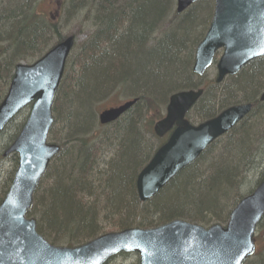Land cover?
<instances>
[{"label":"trees","instance_id":"1","mask_svg":"<svg viewBox=\"0 0 264 264\" xmlns=\"http://www.w3.org/2000/svg\"><path fill=\"white\" fill-rule=\"evenodd\" d=\"M169 1L167 18L181 21L177 29L183 36L176 42L166 41L170 36L166 37L145 50L143 42L152 19L163 12L167 0H132L134 5L127 14L113 22L108 20L100 33L98 23L93 21L96 14L100 20L99 0H0V102L17 65L34 63L65 37L74 36L77 41L86 33V40L67 62V69L72 65L74 70L64 76L55 101L56 122L50 140L61 147V152L50 165L28 214L37 220L39 233L55 246H79L106 233L153 229L176 220L205 227L226 224L248 176L264 173V166L253 159L251 140L257 136L243 133L250 126L259 131L264 116L259 117L256 109L247 122L234 129L238 137L218 140L155 197L145 204L139 201L136 179L159 146L154 126L165 114V108L154 99L195 86L206 91L195 108L204 103L209 109L211 102L213 106L220 104L226 92L250 95L264 83L262 60L242 71L228 88L217 87L210 78L198 85L192 73L194 56L190 58L186 46L197 40L207 22L209 2L186 15H177L176 0ZM85 2L89 18L81 19L78 13ZM120 2L111 0L113 4ZM71 24L74 30L64 35V26ZM132 66L137 71L129 69ZM189 75L194 79L192 84L185 81ZM132 76L136 77L133 93L145 97L132 93V99H138L134 107L117 122L101 126L98 107L92 109V104L107 90L117 89L118 83L125 88ZM213 89L224 97H214ZM222 109L208 111L201 120L212 118ZM21 126H16L14 136ZM148 136L151 140L147 145L144 141ZM76 141L80 145L74 147ZM14 162L16 166V156ZM11 181L0 192V203ZM256 240L252 264H264V233Z\"/></svg>","mask_w":264,"mask_h":264},{"label":"water","instance_id":"2","mask_svg":"<svg viewBox=\"0 0 264 264\" xmlns=\"http://www.w3.org/2000/svg\"><path fill=\"white\" fill-rule=\"evenodd\" d=\"M202 0H177V13ZM212 25L197 49L194 73L203 76L218 49L224 54L217 65L216 83L237 75L253 60L264 56V0H213ZM69 37L32 65H19L7 97L0 105V132L34 101L24 127L5 153L18 154V167L10 189L0 205V264H102L120 253H137L140 264H243L255 253L256 223L264 216V185L246 198L232 213L228 230L216 226L209 231L183 221L150 229H129L107 234L75 248L50 245L36 231V221L27 219L33 194L59 147L47 145L53 124L52 104L66 60L73 48ZM21 74V77L17 76ZM203 95L190 90L173 96L166 116L154 131L158 137L171 132L136 181L142 203L155 197L182 170L196 161L218 137L231 130L251 110L233 107L198 127L186 114ZM264 101V94L262 97ZM129 101L102 112V125L118 120L135 105ZM218 237L224 239L221 242Z\"/></svg>","mask_w":264,"mask_h":264},{"label":"bare ground","instance_id":"3","mask_svg":"<svg viewBox=\"0 0 264 264\" xmlns=\"http://www.w3.org/2000/svg\"><path fill=\"white\" fill-rule=\"evenodd\" d=\"M132 0H121L120 3H111V0H99V2L97 3V8H98V12L100 14V20L99 18L97 17V14H96V17L93 21H96L98 23V26L100 28L99 30V33L101 30H105L106 27H104L103 25H105V23L108 22H113L115 20H117V18L121 17V15H126L127 14V9L129 7H133V2H131ZM204 2H209V4L207 5L208 7V11H209V17L207 19V22L205 21L204 23V26L203 28H201L200 30V33H199V36L197 38V42L194 40L192 42L189 43L187 47V53L190 54V58H192L194 56V61H193V64H192V73L195 75L196 79L198 82H196L198 85H200L201 83H203L204 81L206 80H209V71L211 69H215L217 68V65H218V62L220 60V58L223 56L224 54V48H221V49H218L216 52H215V55L213 57V62H212V65L210 67V69H208L205 74L203 76H198L194 73L193 69H194V65H195V62H196V55H197V49L198 47L200 46V44L203 42V40L205 39L211 25H212V22H213V19H214V15H215V2L213 0H202V1H198V2H195L193 3L191 6H189L184 12L182 15H186L188 14L192 9L198 7L201 3H204ZM170 1L167 0V4H166V7L165 9L163 10V12H161V14H157V15H154V18L152 19V26L150 28V31H149V34L148 36L145 38L144 40V48L145 50H151L153 47H155L159 41H162L164 40L166 37H169L166 41H178L180 39L181 36H183V33L181 34L179 31H178V25H180L181 21L176 19V20H172V19H169L167 18V11H168V8L170 7ZM176 3H177V0H176ZM105 13V14H104ZM103 15H104V18H103ZM2 16V12H0V17ZM78 16L81 18V19H85V18H89V12L87 10V4L86 2L84 3V5L82 6V8H80L79 10V13H78ZM136 17H138V13L134 15V18H135V22L137 21L136 20ZM108 18V19H107ZM134 18H133V21H134ZM138 19V18H137ZM154 20V21H153ZM92 22V21H91ZM151 22V20H150ZM115 23V22H114ZM118 24V23H116ZM206 24V25H205ZM105 26H108V25H105ZM126 27H130V24L128 22V20H126V24H125ZM66 26H64V29H65ZM108 28V27H107ZM182 29V28H181ZM180 29V30H181ZM71 58V56H69L68 58V61L69 59ZM189 58V59H190ZM79 59H77L78 61ZM264 60V56H261L255 60H253L252 62H250L246 67H245V70L246 69H249L250 67H252V65H254L255 63H258L259 61H262ZM73 63H76L75 61ZM19 65H22V63H20ZM17 65L16 68H15V71L12 75V78L10 80V85L8 87V90H7V93L5 95V97L3 98V100L0 102V105L2 104V102L4 101V99L7 97L8 95V92L10 90V87H11V84L12 82L14 81L15 77H16V70H17V67L19 66ZM250 68V69H251ZM67 70V71H66ZM74 70V67L72 65L69 66V68L67 69V65H65L64 67V71H63V75H62V78H61V81L59 83V86H58V89L56 91V94H55V97H54V100H53V104H52V118H53V124L50 128V131L47 135V145L49 146H57L59 147V152L50 160L43 176L40 178V181L38 183V186L33 194V203H32V206L31 208L29 209V211L27 212L26 214V218L27 219H32V220H35L36 221V231H37V234L41 237H43L39 231H38V224H37V220L34 219V218H29L28 214L29 212L34 208V198H35V195L37 194L38 190H39V187L41 185V183L43 182L47 172H48V169L50 167V165L53 163V161L60 155V152H61V147L54 143V142H51L50 140V136H51V131L53 130L54 126H55V122H56V116L54 115V108H55V101L58 97V93H59V90H60V87L62 85V81L64 79V76L66 77L67 76V73H70ZM78 69L75 67V71H77ZM74 71V72H75ZM188 74V73H187ZM22 75L19 74L17 76L18 77H21ZM237 77V75H228L226 76L223 81L219 84V85H216L217 87H220V86H223L224 84H226L225 86L228 88L230 85H231V81ZM186 83L187 84H192L194 82V79H192V77L189 75L187 78H186ZM230 84V85H229ZM118 86V88H112V89H109L107 90L102 96V98L96 100L93 104H92V109L96 108V107H99L101 106L100 104L105 100V99H108L114 92V93H119L121 94L125 88H123L121 85L122 84H116ZM197 87L193 86L191 89L190 88H186V90H180V91H174L173 93H167L165 96H161L160 94V99L158 98L157 99H154L157 101L158 104H161L164 108H165V112H166V109L169 105V102L171 100V98L175 95H177L178 93H182V92H185V91H190V90H196ZM112 91V92H111ZM213 90H211L212 92ZM142 92V91H141ZM206 92V91H205ZM205 92L203 93V95L205 94ZM210 92V93H211ZM220 91H213L212 92V95L214 97H217V99H221L224 97V95L222 96L221 94H219ZM226 96L223 98V100L221 101L220 104H217L215 106L212 105V102L209 104V109L208 107L206 106V104L204 103H201L197 108H195L200 102H201V99L202 97L199 99V101L194 105L193 107V110H192V114L191 116L186 119V121L193 127H198L199 125L201 124H204L210 120H213L215 118H217L220 114H222L224 111L230 109V108H233V107H243V106H250L251 107V110L250 112L241 120L239 121L231 130H229L227 133H225L224 135L218 137L216 140H214L207 148L206 150L212 146L215 142H217L218 140L220 139H228L230 137H232L234 135V137H238V131H234V129H236L237 126H239L242 122H247V120L251 117V115L254 113V111L256 109H258V114H259V117H263L264 116V101L262 100V97H263V94H264V83H259V88L257 89V91L255 93H251L250 95H245V94H230L229 92H226ZM141 98L145 97L144 94L140 93V92H136V93H133ZM236 95V96H235ZM114 96V95H112ZM151 97H155L156 96L152 95ZM133 97L130 96L128 97V100H125V101H136L137 103V100L138 99H132ZM135 103V104H136ZM143 103V102H142ZM34 105V101H32L30 104H28L26 107H24L5 127L4 129L0 132V137L10 128L11 125H13V123L17 120V117L25 110L27 109L28 107H30V114H31V111H32V107ZM227 107V108H226ZM224 108V109H222ZM222 109L221 111H218L217 114L215 116H213L212 118H207V119H204V120H201V116L202 115H206V114H209L210 113H213L217 110H220ZM209 111V112H208ZM30 114L28 115V117H26L25 119V122L24 124L26 123V121L28 120ZM262 125H260L259 127V131L256 130V128L254 127H249V128H245L243 130V133L244 134H248L249 132V135L248 137H252L253 134H255V136L257 137H253L252 138V143L254 144L253 146V159H256V162L261 166L263 167L264 166V121L261 122ZM24 124H22V128L21 130L18 132V134L16 136H14L13 134H11L10 138H9V145L6 147V152L11 148V146L14 144V142L16 141V139L18 138V136L20 135L23 127H24ZM81 132H84V131H81ZM91 131L88 130L87 131V135H89L88 133H90ZM85 134V133H84ZM154 135H155V138L158 140V144L159 146H157L156 148L153 149V151L156 153L161 147H163L165 144L168 143L169 139H170V136L167 137V136H163V137H158L154 131ZM12 137V138H11ZM149 140H151V138L148 136V141H144L147 145L149 144ZM76 144V145H75ZM162 144V145H161ZM77 145H80L78 143V141H76L74 143V147H77ZM154 153V155H155ZM18 154L17 153H11L9 154V156L11 157H14V156H17ZM255 161V160H254ZM187 168V167H186ZM185 168V169H186ZM183 171V170H182ZM181 171V172H182ZM180 172V173H181ZM179 173V174H180ZM178 174V175H179ZM177 175V176H178ZM264 174H251L250 176H248L247 178V184L244 186V188L241 190V193H240V197L236 200L235 204L231 207V210L228 214V219H227V223L226 224H221V223H213L209 226H202V225H199L202 229L206 230V231H209L211 228L213 227H216V226H219L221 228H223L224 230L223 231H227L229 228V223H230V220L232 218V213L234 212V210L248 197L252 196L259 188H261L263 185H264ZM250 185L249 187V190H244L245 187L247 185ZM10 187L8 188L5 196L7 195L8 191H9ZM4 196V198H5ZM3 198V200H4ZM3 200L1 201V203L3 202ZM140 201V200H139ZM141 202V201H140ZM0 203V205H1ZM142 203V202H141ZM145 204V203H143ZM227 210H229V207L227 208ZM226 214V213H225ZM224 214V215H225ZM226 217V218H227ZM211 220H206V222H210ZM264 224V216L262 217L261 220H259L257 223H256V229H255V233H254V236H253V241H254V244L256 245L257 244V237H259V234L262 232L264 233V226H262ZM105 235V234H104ZM103 236V235H101ZM101 236L95 238V239H92L90 241H88L87 243L85 244H82V245H79L80 247L81 246H84L98 238H100ZM44 238V237H43ZM45 239V238H44ZM46 240V239H45ZM219 240L221 242H224V239L221 238V237H218V242ZM47 241V240H46ZM50 245L52 246H55L53 244H51L49 241H47ZM79 246H74L73 248H77ZM123 253H120V254H116L114 256H112L111 258H109L108 260H106L104 263L102 264H109L110 261L114 260L116 257H119L121 256ZM135 255H137L140 259V256L139 254L137 253H133ZM255 254V253H254ZM251 255L250 257H248L244 262L243 264H249L252 262V260L254 259V256L255 255Z\"/></svg>","mask_w":264,"mask_h":264},{"label":"rangeland","instance_id":"4","mask_svg":"<svg viewBox=\"0 0 264 264\" xmlns=\"http://www.w3.org/2000/svg\"><path fill=\"white\" fill-rule=\"evenodd\" d=\"M68 25L65 27L64 30V35H68L69 33H71L74 28L75 25ZM86 40V33L82 34L78 37L77 41L75 42V46L74 49L71 53V57L78 52L79 45L84 42ZM68 64V63H67ZM131 70L137 71L136 67H131L129 68ZM209 78L213 79L216 75V71L215 69H211L209 71ZM136 84V77L132 76L131 80L129 81V84L126 83L125 89L121 94L115 95V96H110L108 99H105L98 107L97 110V116L100 115L104 110H106L107 108H113V107H117L119 106L122 102H124L125 100H128V97H130V95L133 93V90L131 88L132 85ZM226 85V84H224ZM216 89H213V91ZM218 91V90H217ZM30 114V107H28L27 109H25L18 117L17 120L13 123V125L10 126V128L0 137V155L4 154L6 152V147L9 145V138L11 136V134H13L15 132L16 126L20 125V124H24L26 117H28V115ZM56 115V114H54ZM59 124V122L57 123V125ZM56 125V126H57ZM61 126L59 125L58 128H60ZM76 131L79 132V130L77 129ZM15 162H14V157H8V158H4L3 160L0 161V192H3L4 187L7 186L8 182L10 183L11 181V177L13 174V171L15 170ZM264 174V173H262ZM264 176V175H263ZM250 185L248 184L244 190H249ZM2 194V193H1ZM113 226V225H112ZM114 233V232H111ZM108 234V233H106ZM138 263V256L135 254H131V255H121L119 257H116L114 260L110 261L109 264H137ZM249 264H252L249 263Z\"/></svg>","mask_w":264,"mask_h":264},{"label":"flooded vegetation","instance_id":"5","mask_svg":"<svg viewBox=\"0 0 264 264\" xmlns=\"http://www.w3.org/2000/svg\"><path fill=\"white\" fill-rule=\"evenodd\" d=\"M190 113L192 114V111H191ZM190 113H189V114H190ZM189 114H188L187 116H189Z\"/></svg>","mask_w":264,"mask_h":264}]
</instances>
